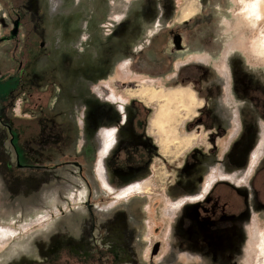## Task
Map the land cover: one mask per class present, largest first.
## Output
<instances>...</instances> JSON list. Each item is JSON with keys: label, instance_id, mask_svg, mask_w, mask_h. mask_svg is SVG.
I'll list each match as a JSON object with an SVG mask.
<instances>
[{"label": "rangeland", "instance_id": "obj_1", "mask_svg": "<svg viewBox=\"0 0 264 264\" xmlns=\"http://www.w3.org/2000/svg\"><path fill=\"white\" fill-rule=\"evenodd\" d=\"M50 4V26L38 38L47 47L29 59L20 84L14 78L0 86V264L46 263L55 249L69 250L102 220L124 226L133 259L123 264H264V213L256 211L259 202L264 209V199L254 193L253 214L242 191L264 160V48L258 41L264 0ZM5 17L0 7V36ZM33 27L26 18L25 37ZM173 34L182 36L183 49L175 47ZM8 46L0 48V60ZM177 89L193 91L197 102L189 113L173 115L169 134L155 133L150 124L160 104L141 95ZM109 108L116 121L88 129L90 113L105 118ZM124 111L132 124L122 125ZM208 116L215 131L202 126ZM8 125L19 133V164L30 169L18 168ZM132 127L154 143L153 161L140 170H111L122 144L143 150ZM103 128L117 130L105 162L107 183L105 160H99ZM207 152L215 161L204 176ZM66 157L80 161L89 187L71 166L31 168ZM134 183L137 190L124 195ZM90 194L93 214L87 211ZM96 233L100 240L110 232L98 225Z\"/></svg>", "mask_w": 264, "mask_h": 264}, {"label": "flooded vegetation", "instance_id": "obj_2", "mask_svg": "<svg viewBox=\"0 0 264 264\" xmlns=\"http://www.w3.org/2000/svg\"><path fill=\"white\" fill-rule=\"evenodd\" d=\"M50 2L51 0L50 1H47V0H0V7L4 9V12L6 13L5 19L7 20L6 22H4L5 27H6L4 30L5 32L0 36V41H1L0 48L6 45H9L8 48L5 49L4 55H1L2 60H0V86L8 83L10 80L14 78L17 79V81H19L18 83L20 84L21 74L23 73L24 67L29 61V59L35 56V54L38 51V48L45 49L47 47V42L46 41L42 42L38 38L40 34L42 36V33H46L48 31L47 30L48 27L50 26L49 23L51 21L48 18V13L52 12V4H50ZM26 18L29 19L32 25H36V27L35 28L33 27L34 28L33 32L32 33L29 32L28 35H26L25 37L24 23H25ZM187 20L188 18L183 21H187ZM77 24H78L77 20H75L74 28L78 27ZM161 33L162 32H160L159 35ZM170 33L171 32L169 31V34ZM174 34H173V41H174L175 47L178 48V50L183 49L182 36L180 34H176V35ZM158 36H155L153 39L157 38ZM165 39L167 40V38ZM25 41H27V43ZM24 44L26 45L25 46L26 49L23 48ZM24 57L25 59H23ZM26 57L28 58V60H26ZM15 91L11 90L9 92L10 97ZM100 95H101L100 97H103L102 93H100ZM113 100H116V99H113ZM120 113L123 115L122 125H125L126 123H128V121L130 124H132L133 119L128 120V116L125 111L120 112ZM0 122H2L3 125H5L1 114H0ZM136 126H138L139 129L141 128V125L139 122H136ZM7 127L9 130L10 136H11L10 142L14 146L15 154L18 160V166H19L18 168L30 169L26 165L19 164V160L21 157V150L18 148L19 133L11 125H8ZM134 129H137V128L132 127V130ZM111 130H114L115 135H116V132H117L116 129L103 128L100 130L101 132L100 138L102 139V134L104 132H108ZM138 136H142V134H138ZM115 143H116V136H115V141H114L113 146H115ZM113 148H111L110 151ZM119 150L117 154L116 155L113 154V156L110 159V162H109L110 167L113 166L111 170L114 168L113 164H115V166H121L120 159H118L117 157L118 153H120ZM110 151L108 152L106 159L109 158ZM106 159L104 161V168H105L104 174L107 177V182H108V175H109L108 170L109 169L107 170V165L105 163ZM128 159L129 157L126 158L125 160H128ZM99 160H100V157H99ZM99 163L100 162L98 161L97 173H98ZM69 166L78 169V176L80 178H83V180L86 182L87 186L89 187L90 186L89 182L86 180L84 176L85 174L83 170V165L80 163V161L77 158L66 157L59 163H50L44 166L36 165L31 168H34L33 170L45 169V170L53 171L56 169H60L62 167H69ZM98 176H99V173H98ZM99 178L103 184V181L100 176ZM251 180L252 179L250 177L247 180L248 182L246 181L247 185L243 186L244 188L242 189V191L243 190L246 191V199H247V202L249 203L248 204L249 210H251L252 211L251 213L254 214L256 213L255 207H254L255 190L251 184L252 182ZM244 181L245 180L239 181V182H244ZM134 185H138V184L136 183L130 184L123 190L127 189L130 186H134ZM105 189L111 193L113 192L107 188ZM139 194H141V192ZM51 197L52 196L50 195V198ZM94 206H95L94 204H91V194H90L88 198V202H87V211L90 214L94 213V210H95ZM256 211H258V209H256ZM78 217L79 219H82V220L84 219L82 214H79ZM123 220H124V217H123ZM92 224H93V228L89 236H85V238H83L81 241L74 243L72 246H70L69 250L64 249V248L55 249V251H53V254L49 257L46 263L41 262L38 264H123V262L129 256L132 257L131 252L128 250V246H125V244L130 245L131 241H126V242L123 241L126 237H128V235L124 237V234L120 230V228L124 227L123 224L120 222V220H117L116 222L110 221L109 223H107L106 220H102L100 224H96V221H93ZM98 225H105V227H107V230L110 232L108 236L104 237V239L101 238L99 240L98 237L100 236H97L99 235L96 233V229ZM79 227H81L84 233L86 232L87 225L84 222H81Z\"/></svg>", "mask_w": 264, "mask_h": 264}, {"label": "crops", "instance_id": "obj_3", "mask_svg": "<svg viewBox=\"0 0 264 264\" xmlns=\"http://www.w3.org/2000/svg\"><path fill=\"white\" fill-rule=\"evenodd\" d=\"M251 87L252 86L250 85L249 88L251 89ZM130 117H132V116H130ZM116 118H117V114L111 108H109V113L106 115V117L105 118L103 117L101 119L98 117V113L97 112H92V114L90 113V118L87 121V126H88V129H92V127L98 125L101 120H103L104 123H106V122L107 123L108 122L112 123V122L116 121L115 120ZM130 119H132V118H130ZM206 120L207 121L202 123L203 124L202 126L205 129L207 128L209 131H213V130L215 131L216 127H215L214 124H212L211 118L208 116ZM208 130H206V131H208ZM131 133L136 138L140 137L142 139V141H144L143 143L140 144L143 147V150L140 151L139 150L140 148H137L136 146L133 147V146H127L126 144H122L121 146H123V147H121L120 150H119L120 154H123V159L120 160L121 167L130 168V169H133V170H140V169L147 168L153 161V146H154V143L152 145V141L149 140L150 138L145 137L144 135L138 136V133H136V129L131 130ZM214 133H216V132H214ZM146 136H148V135H146ZM135 145H137V144H135ZM138 145H139V143H138ZM263 151H264V148H263ZM154 152L157 153L156 147L154 149ZM128 157H129V159L125 160ZM202 161H203V163L200 166V170L202 171L204 176H206V173H207V170H208V166L212 162L215 161V158H214V156L211 153L207 152V153H204L202 155ZM256 164H257V162L254 163V165H256ZM113 165L115 166V164H113ZM254 165L251 166V170L248 173L252 172V170L255 168ZM251 176H252V174H250V177ZM250 177L248 176L247 180ZM203 179H204V177L202 176V179L200 181L202 182ZM251 181H252L251 184H252V186H253V188L255 190V193H257L256 195L257 196L261 195V199H264V160L260 163L258 169L255 171L254 176H253ZM257 207L259 208L258 209L259 214H263L264 213V209H262V205H261L260 202L258 203Z\"/></svg>", "mask_w": 264, "mask_h": 264}, {"label": "bare ground", "instance_id": "obj_4", "mask_svg": "<svg viewBox=\"0 0 264 264\" xmlns=\"http://www.w3.org/2000/svg\"><path fill=\"white\" fill-rule=\"evenodd\" d=\"M258 5V4H257ZM261 6V5H260ZM253 13L256 9V5L253 6ZM260 9V8H259ZM259 14V11H258ZM191 12L185 14V18L189 17ZM264 48V29L261 31V35L258 40ZM142 94V98H148L153 101H157L160 104L159 109L157 110L155 117L151 121V130L158 134H169L168 125L173 117V115L177 111H186L187 113L190 112L192 106H195L197 99L193 93V91H183L182 89L172 90L168 93H161L160 94ZM175 110V112H173ZM172 130V129H171ZM173 131H171L172 135ZM115 131L111 130L102 134V142H101V150H100V162L106 159V156L111 148H113V144L115 141ZM261 148V147H260ZM259 152H256L255 160L258 159ZM107 183V181H105ZM108 187V186H107ZM138 186L134 185V188H127L125 189L124 195L127 194L131 190H137ZM108 189L112 190L110 187ZM123 195V194H122ZM264 254V252H263Z\"/></svg>", "mask_w": 264, "mask_h": 264}, {"label": "trees", "instance_id": "obj_5", "mask_svg": "<svg viewBox=\"0 0 264 264\" xmlns=\"http://www.w3.org/2000/svg\"><path fill=\"white\" fill-rule=\"evenodd\" d=\"M163 43L166 44V43H167V40L165 39ZM141 58H142V55L139 56V58H137V59H141ZM136 62H137V61H136ZM136 62H135V63H136ZM152 62H154V61H152ZM139 71H141V70H140V69H136V72H139Z\"/></svg>", "mask_w": 264, "mask_h": 264}, {"label": "built area", "instance_id": "obj_6", "mask_svg": "<svg viewBox=\"0 0 264 264\" xmlns=\"http://www.w3.org/2000/svg\"><path fill=\"white\" fill-rule=\"evenodd\" d=\"M234 177V176H233ZM237 177V176H236ZM244 177V176H243Z\"/></svg>", "mask_w": 264, "mask_h": 264}, {"label": "water", "instance_id": "obj_7", "mask_svg": "<svg viewBox=\"0 0 264 264\" xmlns=\"http://www.w3.org/2000/svg\"><path fill=\"white\" fill-rule=\"evenodd\" d=\"M1 42V41H0Z\"/></svg>", "mask_w": 264, "mask_h": 264}]
</instances>
